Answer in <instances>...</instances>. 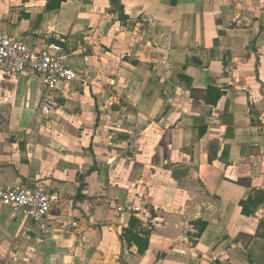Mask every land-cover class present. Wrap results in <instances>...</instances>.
<instances>
[{"label": "crops", "instance_id": "0c3cea01", "mask_svg": "<svg viewBox=\"0 0 264 264\" xmlns=\"http://www.w3.org/2000/svg\"><path fill=\"white\" fill-rule=\"evenodd\" d=\"M48 1L0 0L2 34L61 43L79 76L48 105L0 71V186L58 197L45 243L0 207V264H264V204L239 205L264 190V0ZM131 216L142 255L121 239Z\"/></svg>", "mask_w": 264, "mask_h": 264}, {"label": "built area", "instance_id": "2783aa9c", "mask_svg": "<svg viewBox=\"0 0 264 264\" xmlns=\"http://www.w3.org/2000/svg\"><path fill=\"white\" fill-rule=\"evenodd\" d=\"M0 71L9 76H29L39 81L45 95L46 104L51 105V92L58 83H71L79 76L65 63L62 49L55 43L47 44L35 51L25 42L7 37L0 32ZM58 197L45 192L40 183L29 188L24 185L0 186V207H7L21 213L36 228L38 242L45 243L50 226V212ZM116 212L137 215L142 211L129 203L121 204ZM199 264H227L208 259Z\"/></svg>", "mask_w": 264, "mask_h": 264}, {"label": "trees", "instance_id": "16d2710c", "mask_svg": "<svg viewBox=\"0 0 264 264\" xmlns=\"http://www.w3.org/2000/svg\"><path fill=\"white\" fill-rule=\"evenodd\" d=\"M119 0H112L114 6H118ZM61 1H48L47 9L54 10L59 7ZM120 13L122 9L118 7ZM178 77L181 81H184V76L178 74ZM192 90H190L191 92ZM223 92L220 89L215 87H208L202 95L203 102L208 106H215L217 102L221 99ZM210 159V158H209ZM264 204V190L254 191L245 201H241L239 205L242 207L243 211L247 213H253L258 207ZM246 214V213H245ZM197 233L195 238H198L204 231L206 224L204 222H196ZM150 232L143 231L139 221L131 216L128 227L122 231L121 239L128 245H134L137 248L139 254H144L148 248Z\"/></svg>", "mask_w": 264, "mask_h": 264}, {"label": "water", "instance_id": "95a60500", "mask_svg": "<svg viewBox=\"0 0 264 264\" xmlns=\"http://www.w3.org/2000/svg\"><path fill=\"white\" fill-rule=\"evenodd\" d=\"M56 44H57L59 47H61V46H62V44H61V43H59V42H58V43H56ZM194 54H195V53H194ZM194 54H191V59H192V57H193V55H194Z\"/></svg>", "mask_w": 264, "mask_h": 264}]
</instances>
